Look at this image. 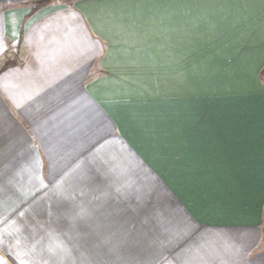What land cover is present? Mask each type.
<instances>
[{
  "label": "crops",
  "instance_id": "crops-1",
  "mask_svg": "<svg viewBox=\"0 0 264 264\" xmlns=\"http://www.w3.org/2000/svg\"><path fill=\"white\" fill-rule=\"evenodd\" d=\"M264 264V0L0 12V264Z\"/></svg>",
  "mask_w": 264,
  "mask_h": 264
},
{
  "label": "trees",
  "instance_id": "trees-1",
  "mask_svg": "<svg viewBox=\"0 0 264 264\" xmlns=\"http://www.w3.org/2000/svg\"><path fill=\"white\" fill-rule=\"evenodd\" d=\"M76 0H0V12L13 9L29 7L33 11L52 5L55 2L72 4Z\"/></svg>",
  "mask_w": 264,
  "mask_h": 264
},
{
  "label": "rangeland",
  "instance_id": "rangeland-1",
  "mask_svg": "<svg viewBox=\"0 0 264 264\" xmlns=\"http://www.w3.org/2000/svg\"><path fill=\"white\" fill-rule=\"evenodd\" d=\"M7 264H9V262H7ZM11 264V263H10Z\"/></svg>",
  "mask_w": 264,
  "mask_h": 264
},
{
  "label": "built area",
  "instance_id": "built-area-1",
  "mask_svg": "<svg viewBox=\"0 0 264 264\" xmlns=\"http://www.w3.org/2000/svg\"><path fill=\"white\" fill-rule=\"evenodd\" d=\"M10 264V263H9Z\"/></svg>",
  "mask_w": 264,
  "mask_h": 264
}]
</instances>
